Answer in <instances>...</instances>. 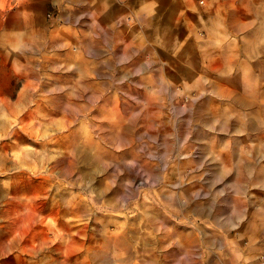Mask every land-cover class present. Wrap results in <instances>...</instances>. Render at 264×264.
Here are the masks:
<instances>
[{
	"label": "rangeland",
	"instance_id": "obj_1",
	"mask_svg": "<svg viewBox=\"0 0 264 264\" xmlns=\"http://www.w3.org/2000/svg\"><path fill=\"white\" fill-rule=\"evenodd\" d=\"M51 1L0 30V264H161L208 223L210 112L253 82L198 0Z\"/></svg>",
	"mask_w": 264,
	"mask_h": 264
},
{
	"label": "crops",
	"instance_id": "obj_2",
	"mask_svg": "<svg viewBox=\"0 0 264 264\" xmlns=\"http://www.w3.org/2000/svg\"><path fill=\"white\" fill-rule=\"evenodd\" d=\"M51 3L0 0V30L25 37L27 26L43 18ZM198 3L208 11L202 21L210 24L211 47L224 40L217 53L230 56L229 69L248 72L253 83L250 93L227 95L210 112L211 119L224 120L215 128L210 124L221 134L223 152L210 156L203 181L210 187L209 203L196 211L208 223L189 229L186 222L184 238H168L161 264H264V93L252 61L264 56V0Z\"/></svg>",
	"mask_w": 264,
	"mask_h": 264
}]
</instances>
